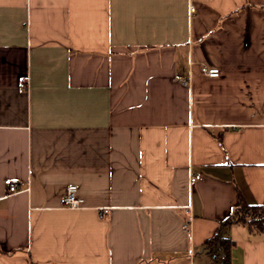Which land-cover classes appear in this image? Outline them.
<instances>
[{"label":"crops","instance_id":"0c3cea01","mask_svg":"<svg viewBox=\"0 0 264 264\" xmlns=\"http://www.w3.org/2000/svg\"><path fill=\"white\" fill-rule=\"evenodd\" d=\"M240 196L264 204V0H0V264H212Z\"/></svg>","mask_w":264,"mask_h":264},{"label":"trees","instance_id":"16d2710c","mask_svg":"<svg viewBox=\"0 0 264 264\" xmlns=\"http://www.w3.org/2000/svg\"><path fill=\"white\" fill-rule=\"evenodd\" d=\"M233 224L246 226L252 234H264V204L249 203L240 196L231 216L222 222L213 237L205 241L206 248L213 253L212 264H232L231 249L236 241L225 236L222 230Z\"/></svg>","mask_w":264,"mask_h":264},{"label":"built area","instance_id":"2783aa9c","mask_svg":"<svg viewBox=\"0 0 264 264\" xmlns=\"http://www.w3.org/2000/svg\"><path fill=\"white\" fill-rule=\"evenodd\" d=\"M191 10H194V7L191 6ZM201 71L204 75L209 77H219L221 75V70L219 67L211 66L208 63H200ZM21 86L27 88V79L23 78L21 81ZM203 178L202 173H192L190 176V184L195 185L196 182ZM5 184L8 187L9 194L18 193L21 188V183L18 178H7L5 179ZM62 204L65 207L76 208L81 205V198L78 196V186L76 184H70L67 187L66 193L62 199ZM100 217H105L110 212V207H102L100 209ZM186 228L189 226V223L185 225Z\"/></svg>","mask_w":264,"mask_h":264}]
</instances>
